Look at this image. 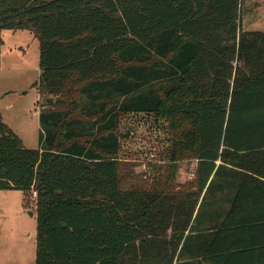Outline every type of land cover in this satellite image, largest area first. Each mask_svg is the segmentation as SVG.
Wrapping results in <instances>:
<instances>
[{
    "label": "trees",
    "instance_id": "obj_1",
    "mask_svg": "<svg viewBox=\"0 0 264 264\" xmlns=\"http://www.w3.org/2000/svg\"><path fill=\"white\" fill-rule=\"evenodd\" d=\"M244 0H0L40 41L39 148L0 112V191L35 200V264H264V31ZM74 82V83H73ZM190 125L196 191L121 190V115Z\"/></svg>",
    "mask_w": 264,
    "mask_h": 264
},
{
    "label": "rangeland",
    "instance_id": "obj_2",
    "mask_svg": "<svg viewBox=\"0 0 264 264\" xmlns=\"http://www.w3.org/2000/svg\"><path fill=\"white\" fill-rule=\"evenodd\" d=\"M241 21L245 30L264 31V0H244ZM3 39L2 111L25 146L37 149L40 105L38 90L32 85L39 80V37L29 30H7ZM8 102L16 107L11 113H7ZM189 127L184 119L164 113L122 114L116 129L121 190L177 195L196 191V156L175 145ZM36 229L32 195L0 191V264H35Z\"/></svg>",
    "mask_w": 264,
    "mask_h": 264
},
{
    "label": "crops",
    "instance_id": "obj_3",
    "mask_svg": "<svg viewBox=\"0 0 264 264\" xmlns=\"http://www.w3.org/2000/svg\"><path fill=\"white\" fill-rule=\"evenodd\" d=\"M5 31H7V30H5ZM10 31V30H9ZM12 31V30H11ZM249 31V30H248ZM4 32V31H3ZM3 32H2V38H3ZM15 32V31H14ZM4 46H5V41H4V39H3V45H2V47H1V64H0V112H1V116H2V119H3V121H4V123L12 130V131H14L17 135L19 134L18 132H16L15 130H14V128H12L11 127V125L5 120V117H4V114H3V111H2V106H1V101H2V94H4L3 93V90H2V88H1V85H2V79H1V72H2V70H3V60L6 58V56L4 57V54H5V52H4ZM16 48V47H15ZM9 50H10V52H11V48H9ZM40 68V67H39ZM40 76H41V70L39 71V79H40ZM36 83V82H35ZM34 83V84H35ZM33 84V85H34ZM32 85V86H33ZM6 93V92H5ZM39 100H40V97H39ZM38 104H39V101H38ZM6 108H7V113H11V111L13 110V109H15L16 107H15V104L14 103H12V102H8L7 103V105H6ZM39 116H40V110L38 111V120H39ZM39 126H40V122H39ZM41 129V128H40ZM19 136V135H18ZM19 137H21V136H19ZM21 139H22V141H23V143H24V145H25V142H24V140H23V138L21 137ZM35 209H36V207H35Z\"/></svg>",
    "mask_w": 264,
    "mask_h": 264
},
{
    "label": "built area",
    "instance_id": "obj_4",
    "mask_svg": "<svg viewBox=\"0 0 264 264\" xmlns=\"http://www.w3.org/2000/svg\"><path fill=\"white\" fill-rule=\"evenodd\" d=\"M32 198L34 200H36V198H37V192L36 191H32Z\"/></svg>",
    "mask_w": 264,
    "mask_h": 264
},
{
    "label": "water",
    "instance_id": "obj_5",
    "mask_svg": "<svg viewBox=\"0 0 264 264\" xmlns=\"http://www.w3.org/2000/svg\"><path fill=\"white\" fill-rule=\"evenodd\" d=\"M128 138H129V135H128ZM31 215H33V213H31Z\"/></svg>",
    "mask_w": 264,
    "mask_h": 264
}]
</instances>
